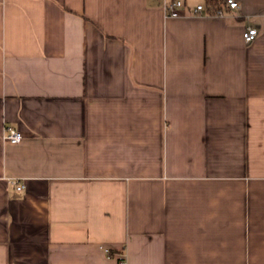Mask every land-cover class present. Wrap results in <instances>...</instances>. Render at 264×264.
<instances>
[{
  "label": "crops",
  "instance_id": "0c3cea01",
  "mask_svg": "<svg viewBox=\"0 0 264 264\" xmlns=\"http://www.w3.org/2000/svg\"><path fill=\"white\" fill-rule=\"evenodd\" d=\"M185 1L0 0V264H264V0Z\"/></svg>",
  "mask_w": 264,
  "mask_h": 264
},
{
  "label": "built area",
  "instance_id": "2783aa9c",
  "mask_svg": "<svg viewBox=\"0 0 264 264\" xmlns=\"http://www.w3.org/2000/svg\"><path fill=\"white\" fill-rule=\"evenodd\" d=\"M163 7L168 16L180 17L185 15V9L187 8V3L185 0H163ZM241 6L238 0H226L224 5L220 8H215L211 6L210 14H225L229 10H237ZM207 8L206 4H198L193 8L194 13H201ZM259 36V29L257 26L248 25L243 31V38L247 43L253 42ZM6 141L11 143L21 142L24 138L23 132L15 127H8L4 135ZM23 185H18L17 189H21ZM108 251V250H107Z\"/></svg>",
  "mask_w": 264,
  "mask_h": 264
},
{
  "label": "trees",
  "instance_id": "16d2710c",
  "mask_svg": "<svg viewBox=\"0 0 264 264\" xmlns=\"http://www.w3.org/2000/svg\"><path fill=\"white\" fill-rule=\"evenodd\" d=\"M226 2V0H205V4L207 5V8H211V6H214L215 8H220L222 5H224V3Z\"/></svg>",
  "mask_w": 264,
  "mask_h": 264
},
{
  "label": "rangeland",
  "instance_id": "374dc122",
  "mask_svg": "<svg viewBox=\"0 0 264 264\" xmlns=\"http://www.w3.org/2000/svg\"><path fill=\"white\" fill-rule=\"evenodd\" d=\"M191 3H197L199 0H188Z\"/></svg>",
  "mask_w": 264,
  "mask_h": 264
}]
</instances>
